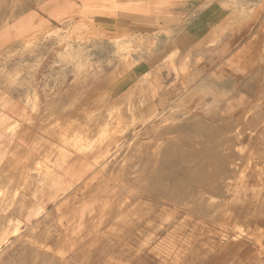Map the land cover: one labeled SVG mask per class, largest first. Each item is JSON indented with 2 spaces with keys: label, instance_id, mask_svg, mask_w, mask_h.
Listing matches in <instances>:
<instances>
[{
  "label": "crops",
  "instance_id": "crops-1",
  "mask_svg": "<svg viewBox=\"0 0 264 264\" xmlns=\"http://www.w3.org/2000/svg\"><path fill=\"white\" fill-rule=\"evenodd\" d=\"M79 15L84 21L98 17L93 30L100 35L136 38L151 47L141 57L142 69L82 76L31 71L42 56L25 53V47L55 28L72 26ZM82 27L91 30L84 22ZM54 60L52 55L48 62ZM168 60L171 67L162 76L170 94L222 110L258 112L264 135V0H0V116H6L0 117V142H6L10 166L19 176H32L33 189L43 192V216L61 238L72 240L73 264H156V249L164 252L163 264H171L172 256L175 264H220L213 246L195 247L190 254L180 242L172 255L167 247L172 232L156 240L154 214H141L154 208V194L120 206L139 184L126 180L115 187L103 181L97 154L72 155L66 146L90 126L88 113L118 106L108 107L112 103L105 96L92 100L114 85L109 80H138ZM16 67L21 71L12 87L8 82ZM130 85L132 91L137 87ZM37 167H47L48 177H37ZM235 254L236 248L228 249L227 264Z\"/></svg>",
  "mask_w": 264,
  "mask_h": 264
},
{
  "label": "rangeland",
  "instance_id": "rangeland-1",
  "mask_svg": "<svg viewBox=\"0 0 264 264\" xmlns=\"http://www.w3.org/2000/svg\"><path fill=\"white\" fill-rule=\"evenodd\" d=\"M98 21L94 16L84 21L79 15L72 26L38 37L25 47V53L42 56L29 69L70 70L76 76L141 70V57L151 47L136 38L100 35L93 30ZM83 22L90 32L82 29ZM52 55L55 60L48 62ZM171 64L158 63L138 80H109L114 85L92 100L105 96L112 103L108 107L118 106L88 113L90 126L62 144L72 155L97 154L103 181L115 187L126 180L139 184L120 206L154 194V208L141 214H154L156 240L164 231L172 232L167 244L172 255L179 252L181 242L187 247L183 252L190 254L195 247L202 251L215 247L220 264H227L230 248H236L234 257L229 255L230 264H264V135L258 112L222 110L201 100L183 102L170 94L169 81L162 76ZM14 71L8 82L12 87L21 68ZM131 81L137 83L133 91ZM47 171L37 167L34 174L48 177ZM31 177L19 176L17 167L10 166L6 142L1 141L0 264H73L72 240L61 238L43 216V192L33 189ZM163 256V250L156 249V264L166 262ZM172 260L173 256L170 262L175 264Z\"/></svg>",
  "mask_w": 264,
  "mask_h": 264
},
{
  "label": "bare ground",
  "instance_id": "bare-ground-1",
  "mask_svg": "<svg viewBox=\"0 0 264 264\" xmlns=\"http://www.w3.org/2000/svg\"><path fill=\"white\" fill-rule=\"evenodd\" d=\"M163 197V196H162Z\"/></svg>",
  "mask_w": 264,
  "mask_h": 264
}]
</instances>
